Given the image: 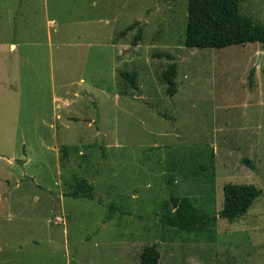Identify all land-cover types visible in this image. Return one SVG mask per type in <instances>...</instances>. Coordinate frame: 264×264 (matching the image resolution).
<instances>
[{
    "label": "rangeland",
    "instance_id": "obj_1",
    "mask_svg": "<svg viewBox=\"0 0 264 264\" xmlns=\"http://www.w3.org/2000/svg\"><path fill=\"white\" fill-rule=\"evenodd\" d=\"M240 13L264 29V0ZM187 18L188 0H0V264H140L153 244L158 264H264V46L188 48ZM84 182L129 214L65 196ZM229 183L263 190L237 220L160 221L176 196L220 211Z\"/></svg>",
    "mask_w": 264,
    "mask_h": 264
},
{
    "label": "trees",
    "instance_id": "obj_2",
    "mask_svg": "<svg viewBox=\"0 0 264 264\" xmlns=\"http://www.w3.org/2000/svg\"><path fill=\"white\" fill-rule=\"evenodd\" d=\"M241 2L242 0H188L184 45L188 48L214 49L258 42L264 46V29L240 13ZM133 28L131 25L128 29ZM141 37L142 32L139 31L133 45H137ZM156 56L171 60L162 73V78L168 85L167 94L174 96L178 92V63L168 53H158ZM121 76L133 89L138 88L135 71L122 72ZM245 162L253 167L251 160L245 159ZM262 194L263 190L254 184H226L223 207L218 212L200 209L189 197H171L163 205L159 219L168 228L193 233L210 226L218 217L233 222L246 215ZM65 196L97 200L109 210L104 222L111 221L118 212L129 214L113 203L107 204L102 196L96 194L92 182L81 183L75 191L67 192ZM160 256L158 244L146 246L140 256V264H158Z\"/></svg>",
    "mask_w": 264,
    "mask_h": 264
},
{
    "label": "crops",
    "instance_id": "obj_3",
    "mask_svg": "<svg viewBox=\"0 0 264 264\" xmlns=\"http://www.w3.org/2000/svg\"><path fill=\"white\" fill-rule=\"evenodd\" d=\"M60 226V224L59 223H57V224H54V226ZM0 226H3V224H0ZM5 229H7V225H6V228ZM2 231H4V226L3 227H0V240L3 238V236H5L6 234H4ZM68 234V233H67ZM66 234V229H64V232H63V235L65 236V235H67ZM48 237L50 238V240L52 241V242H54V238L53 237H55V235L53 234V233H50L49 235H48ZM35 242V241H34ZM6 244V243H5ZM3 250H4V248L2 247V244H1V246H0V253H2L3 252ZM67 264H69V262L67 263Z\"/></svg>",
    "mask_w": 264,
    "mask_h": 264
}]
</instances>
